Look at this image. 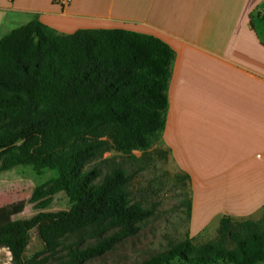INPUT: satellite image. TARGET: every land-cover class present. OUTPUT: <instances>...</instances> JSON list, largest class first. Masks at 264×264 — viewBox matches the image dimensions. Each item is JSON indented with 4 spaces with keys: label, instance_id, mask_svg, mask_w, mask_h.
<instances>
[{
    "label": "trees",
    "instance_id": "1",
    "mask_svg": "<svg viewBox=\"0 0 264 264\" xmlns=\"http://www.w3.org/2000/svg\"><path fill=\"white\" fill-rule=\"evenodd\" d=\"M174 59L175 50L150 33L121 27L63 32L38 15L0 38V147L8 146L0 151V172L16 165L53 169L57 176L36 186L30 202L44 209L65 191L71 203L68 210L0 225V248L12 264H27L23 254L34 228L49 254L71 235L96 240L73 249L67 264L100 256L138 232L149 210L132 196V174L122 164L106 173L87 166L109 162L106 152L136 157L140 150L147 157L166 126ZM181 177L190 179L185 172ZM187 206L190 211V200ZM219 261L264 262V210L258 218L223 214L215 238L187 235L141 264Z\"/></svg>",
    "mask_w": 264,
    "mask_h": 264
},
{
    "label": "crops",
    "instance_id": "2",
    "mask_svg": "<svg viewBox=\"0 0 264 264\" xmlns=\"http://www.w3.org/2000/svg\"><path fill=\"white\" fill-rule=\"evenodd\" d=\"M40 4L0 0V9L12 15H38L63 32L121 27L166 41L175 50V59L163 138L190 176L193 219L260 216L264 210V43L254 19L264 25V0Z\"/></svg>",
    "mask_w": 264,
    "mask_h": 264
},
{
    "label": "rangeland",
    "instance_id": "3",
    "mask_svg": "<svg viewBox=\"0 0 264 264\" xmlns=\"http://www.w3.org/2000/svg\"><path fill=\"white\" fill-rule=\"evenodd\" d=\"M38 1L41 3L40 6L54 5L52 0ZM7 16L16 17L8 21ZM33 17L31 13L12 15L5 9H0V37L12 28L27 23ZM254 21L261 42L264 43V25L259 23V20L254 19ZM22 142L23 140H20L16 144ZM7 147L1 146L0 151ZM133 154L136 157L106 152L103 157L109 158V162L94 160L87 167L98 165L102 173H106L115 164H122L133 176L130 184L132 196L141 200L149 213L141 222L136 234L125 238L104 254L82 264H141L151 255L167 248L171 241L184 239L187 235L195 236L199 241H207L217 235L220 215H215L209 221L199 222L196 217L193 219L191 179L181 177L184 171L164 140L163 134L160 140L147 151V157L143 158L140 150L133 151ZM55 176L57 172L53 169L45 168L37 172L32 165H16L1 171L0 225L14 219L30 218L39 211L70 209L71 203L65 191L55 193L50 205L44 209L37 208L30 202L36 186ZM188 200L191 203L190 211L187 206ZM95 242L94 238L82 239L77 235H71L62 240L56 253L49 254L45 251V243L37 229L34 228L30 231L23 258L27 264H31L28 261L33 258H36L34 264H67L73 249L84 248ZM0 264H12L11 254L7 248H0ZM215 264L231 263L219 261Z\"/></svg>",
    "mask_w": 264,
    "mask_h": 264
},
{
    "label": "built area",
    "instance_id": "4",
    "mask_svg": "<svg viewBox=\"0 0 264 264\" xmlns=\"http://www.w3.org/2000/svg\"><path fill=\"white\" fill-rule=\"evenodd\" d=\"M59 2H61V3H67V2H69L70 0H58Z\"/></svg>",
    "mask_w": 264,
    "mask_h": 264
}]
</instances>
